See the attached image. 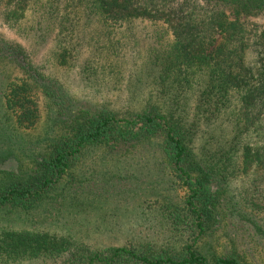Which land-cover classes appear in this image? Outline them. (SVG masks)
<instances>
[{
  "label": "trees",
  "instance_id": "1",
  "mask_svg": "<svg viewBox=\"0 0 264 264\" xmlns=\"http://www.w3.org/2000/svg\"><path fill=\"white\" fill-rule=\"evenodd\" d=\"M261 19L264 0H0V212L30 214L103 146L122 158L158 144L177 193L159 211L162 241L3 226L0 264H264L248 229L264 237V24L249 23ZM138 24L154 30L127 102L72 100L63 68L91 54L84 74L117 89ZM33 134L30 167L7 170Z\"/></svg>",
  "mask_w": 264,
  "mask_h": 264
},
{
  "label": "rangeland",
  "instance_id": "2",
  "mask_svg": "<svg viewBox=\"0 0 264 264\" xmlns=\"http://www.w3.org/2000/svg\"><path fill=\"white\" fill-rule=\"evenodd\" d=\"M254 22L264 24V19L249 21ZM153 30L150 24H138L131 29V33L123 36L122 45L126 52L123 50L121 55L126 61L124 66L120 64L123 68L117 89L103 87L100 81L94 80L96 77L92 71L84 74L85 62L94 65L91 54L82 53L71 68H63L61 72L64 74L59 77L71 99L76 102L80 99L82 105L95 103L105 106L109 101L121 105L124 100L127 102L129 89L136 84V74L142 69L140 50L149 48V32ZM0 34L11 37L1 22ZM119 94H123L125 99ZM44 119L45 116L43 122ZM36 137L33 134L30 140L19 142L20 149L5 166L7 170L30 167L35 158L33 152L38 150L37 140L40 137ZM161 156L158 144L145 153L128 154L122 158L106 146L90 149L75 168V179L66 178L30 214L1 211L0 227L71 235L104 247L121 246L136 237L162 241L164 225L159 211L163 201L175 198L177 193L171 171ZM184 194L179 191L180 196ZM236 196V201L241 202ZM260 207L254 215L257 216V224L264 230V203ZM248 229L252 238L250 248L260 262L263 260L260 254L264 253V237L258 236L253 225H249ZM241 232L242 235L238 230L232 234L238 244L244 240L242 228Z\"/></svg>",
  "mask_w": 264,
  "mask_h": 264
}]
</instances>
